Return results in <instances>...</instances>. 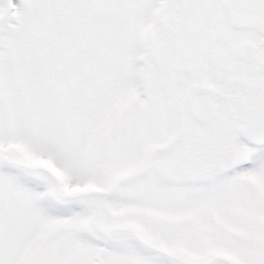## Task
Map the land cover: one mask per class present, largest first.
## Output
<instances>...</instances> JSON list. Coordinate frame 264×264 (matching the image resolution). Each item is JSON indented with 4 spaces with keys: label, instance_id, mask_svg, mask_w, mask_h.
Segmentation results:
<instances>
[{
    "label": "snow or ice",
    "instance_id": "obj_1",
    "mask_svg": "<svg viewBox=\"0 0 264 264\" xmlns=\"http://www.w3.org/2000/svg\"><path fill=\"white\" fill-rule=\"evenodd\" d=\"M0 264H264V0H0Z\"/></svg>",
    "mask_w": 264,
    "mask_h": 264
}]
</instances>
